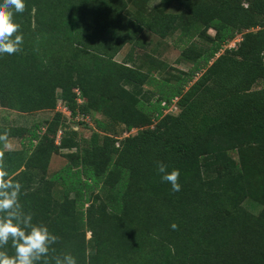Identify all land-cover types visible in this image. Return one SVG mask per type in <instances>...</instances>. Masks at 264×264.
<instances>
[{"label": "trees", "instance_id": "16d2710c", "mask_svg": "<svg viewBox=\"0 0 264 264\" xmlns=\"http://www.w3.org/2000/svg\"><path fill=\"white\" fill-rule=\"evenodd\" d=\"M25 3L14 17L21 51L0 56V105L70 112L57 146L47 133L0 129L23 138L0 155L23 211L58 238L40 264L65 253L77 264H264V0ZM147 32L178 33L191 70L155 79L116 60ZM176 100L179 114H167ZM95 115L100 131L122 125L128 136L79 140L71 122ZM161 162L179 170V192L161 181Z\"/></svg>", "mask_w": 264, "mask_h": 264}, {"label": "rangeland", "instance_id": "374dc122", "mask_svg": "<svg viewBox=\"0 0 264 264\" xmlns=\"http://www.w3.org/2000/svg\"><path fill=\"white\" fill-rule=\"evenodd\" d=\"M209 33L212 36L215 35L214 31H210ZM192 35L195 37L193 45L199 48L202 47V39L199 38L198 34ZM241 40V37L238 36L237 40L230 42L224 50L235 48ZM182 50L178 41V33L163 40L147 32L143 34L139 46H126L116 60L122 63H129V65L143 70L155 79L160 77L166 78L191 70L192 65L182 57ZM263 86V83H259L256 88L259 89ZM61 111L63 112L64 109L62 106H59L55 111L24 114L0 105V129H20L26 131V137L28 136V131H34L38 135L41 134V138L48 136L57 146L60 142L59 135L63 134L67 122L65 115H61ZM179 112L180 110L176 100L166 113L177 115ZM90 117L89 120L80 117V122H71L72 126L80 129L78 132L79 140L93 139L98 141L103 136H115L117 138L128 136L122 125L110 124V128L106 132L100 131L95 122L96 120L106 121L104 117L101 115ZM43 134H46V136H43ZM135 134H137V130L132 132V135ZM22 139V137L0 138V155L6 151H18L22 149ZM38 142L40 143V141ZM68 152L65 150L60 154H54L52 156L49 166L50 174L59 171L68 163V159L63 156ZM245 208L256 215L261 211V206L250 200L245 203Z\"/></svg>", "mask_w": 264, "mask_h": 264}, {"label": "clouds", "instance_id": "9594fccd", "mask_svg": "<svg viewBox=\"0 0 264 264\" xmlns=\"http://www.w3.org/2000/svg\"><path fill=\"white\" fill-rule=\"evenodd\" d=\"M25 8V0H0V56L21 51V26L14 17L22 14ZM158 173L162 182L171 185L173 192L181 190L178 169L169 172L167 165L161 162ZM21 188L19 182L14 183L9 178L7 169L0 163V264H40L58 239L46 225L33 224L32 215L23 211L19 199ZM9 243L15 250L13 255L5 250ZM56 264H77V258L65 253L57 258Z\"/></svg>", "mask_w": 264, "mask_h": 264}, {"label": "built area", "instance_id": "2783aa9c", "mask_svg": "<svg viewBox=\"0 0 264 264\" xmlns=\"http://www.w3.org/2000/svg\"><path fill=\"white\" fill-rule=\"evenodd\" d=\"M64 112L67 113V115H70V112L67 111V109H64ZM61 135H59V139H60Z\"/></svg>", "mask_w": 264, "mask_h": 264}]
</instances>
